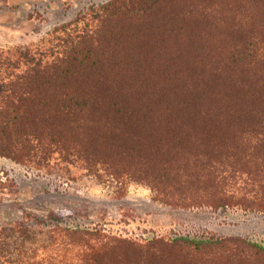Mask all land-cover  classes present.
<instances>
[{
	"label": "trees",
	"instance_id": "16d2710c",
	"mask_svg": "<svg viewBox=\"0 0 264 264\" xmlns=\"http://www.w3.org/2000/svg\"><path fill=\"white\" fill-rule=\"evenodd\" d=\"M0 157L118 199L136 184L174 210L263 214L264 0H110L0 49ZM49 213L0 228V264H264L245 236L132 239Z\"/></svg>",
	"mask_w": 264,
	"mask_h": 264
},
{
	"label": "rangeland",
	"instance_id": "374dc122",
	"mask_svg": "<svg viewBox=\"0 0 264 264\" xmlns=\"http://www.w3.org/2000/svg\"><path fill=\"white\" fill-rule=\"evenodd\" d=\"M108 1L0 0V49L46 40L90 6ZM52 211L61 216L63 226L97 227L132 239L214 234L245 236L264 245V213L174 210L152 202L149 190L136 184L128 185L118 199L105 186L70 182L0 157V228L26 218L27 225L35 224V217L45 218Z\"/></svg>",
	"mask_w": 264,
	"mask_h": 264
}]
</instances>
